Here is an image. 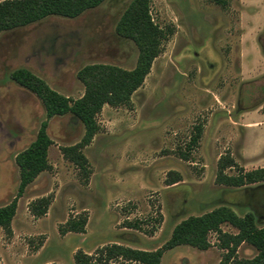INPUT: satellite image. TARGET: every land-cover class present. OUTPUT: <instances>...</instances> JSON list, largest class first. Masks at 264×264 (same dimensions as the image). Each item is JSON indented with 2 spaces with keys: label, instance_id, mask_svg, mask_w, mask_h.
Instances as JSON below:
<instances>
[{
  "label": "rangeland",
  "instance_id": "374dc122",
  "mask_svg": "<svg viewBox=\"0 0 264 264\" xmlns=\"http://www.w3.org/2000/svg\"><path fill=\"white\" fill-rule=\"evenodd\" d=\"M130 1L104 0L73 18L51 15L0 33V206L17 190L16 154L46 117L41 101L10 74L27 69L77 99L83 66L133 68L138 49L115 31ZM149 12L166 34L161 51L128 104H105L96 115L98 132L81 150L87 173L61 152L81 140L82 123L70 114L48 120L50 169L18 198L11 233L0 227V264H76L75 252L94 256L113 243L155 250L181 220L220 206L239 216L255 212L264 225V183L216 181L222 158L234 162L223 169L229 176L264 167V0H150ZM43 197L47 212L32 215L30 203ZM80 214L87 216L84 233H59ZM221 230L237 231L229 224ZM207 238L206 250L180 245L160 264H217L226 250L218 233ZM255 254L247 243L236 251L239 259ZM104 259L97 264H141Z\"/></svg>",
  "mask_w": 264,
  "mask_h": 264
},
{
  "label": "trees",
  "instance_id": "16d2710c",
  "mask_svg": "<svg viewBox=\"0 0 264 264\" xmlns=\"http://www.w3.org/2000/svg\"><path fill=\"white\" fill-rule=\"evenodd\" d=\"M103 1L0 0V33L29 25L51 15L73 18L100 5ZM149 6L150 0H131L115 26L116 33L132 40L138 49L134 67L123 69L116 65L103 63L83 66L78 70L76 76L83 84L84 92L77 99H71L58 93L42 78L27 69L19 68L10 74L11 80L33 93L41 101L46 117L40 123L35 139L15 156V163L19 169L17 190L11 201L0 206V227L7 235L11 233L10 223L16 211L18 198L22 196L26 186L34 181L39 173L50 169L47 155L52 140L46 131L48 120L55 116L70 114L82 123L84 134L81 140L74 145L62 147L61 152L67 160L87 173V160L81 150L89 145L98 132L96 115L105 104L110 106L128 104L132 94L142 85L153 60L161 51L162 41L166 35L153 22ZM233 164L234 162L230 158H222L219 161V170L216 176L218 183L232 187L264 183V167L248 171L240 169L236 175L223 174V169L231 167ZM179 180L180 178L177 176L169 179L167 184L171 185ZM261 189H264V184ZM263 203L262 199L261 204L258 202V207L260 205L262 207ZM49 204L48 198H39L30 203L29 210L34 216H43L47 212ZM86 222V214L70 218L59 227V233L62 235L68 232L84 233ZM222 224H229L238 232L236 234L223 232ZM210 231L220 235V248L226 250L217 264H264V225L256 224L255 215L252 212L239 216L227 206L214 208L201 215H190L181 220L172 229L170 238L155 250L133 249L113 243L99 248L94 256L79 250L75 252L73 259L76 264H97L104 255V261L120 257L141 264H160L163 253L179 245H190L206 250L210 246L207 238ZM241 243L253 246L256 254L251 258H237L236 251ZM98 253H101V256Z\"/></svg>",
  "mask_w": 264,
  "mask_h": 264
},
{
  "label": "crops",
  "instance_id": "0c3cea01",
  "mask_svg": "<svg viewBox=\"0 0 264 264\" xmlns=\"http://www.w3.org/2000/svg\"><path fill=\"white\" fill-rule=\"evenodd\" d=\"M254 215H255V220L257 221L258 220V217H260V216H258V214L257 213H255V212H252ZM201 215V214H200ZM260 215V214H259ZM224 232V231H223ZM238 232V230L236 231V232H233V234H236ZM242 244V243H241ZM211 245V244H210ZM180 246V245H179ZM177 247V246H176ZM192 247V246H191ZM175 248V247H174ZM195 248V247H194ZM173 249V248H172ZM197 249V248H196ZM222 249V248H221ZM169 250H171V249H169ZM198 250H201V249H198ZM166 251H168V250H166ZM202 251H204V250H202ZM165 253V252H164ZM163 253V254H164Z\"/></svg>",
  "mask_w": 264,
  "mask_h": 264
},
{
  "label": "flooded vegetation",
  "instance_id": "af4514ba",
  "mask_svg": "<svg viewBox=\"0 0 264 264\" xmlns=\"http://www.w3.org/2000/svg\"><path fill=\"white\" fill-rule=\"evenodd\" d=\"M258 201L260 202V199L258 198Z\"/></svg>",
  "mask_w": 264,
  "mask_h": 264
}]
</instances>
